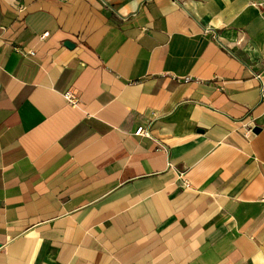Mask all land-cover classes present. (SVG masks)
Segmentation results:
<instances>
[{
  "label": "crops",
  "instance_id": "obj_1",
  "mask_svg": "<svg viewBox=\"0 0 264 264\" xmlns=\"http://www.w3.org/2000/svg\"><path fill=\"white\" fill-rule=\"evenodd\" d=\"M263 89L264 0H0V264H264Z\"/></svg>",
  "mask_w": 264,
  "mask_h": 264
},
{
  "label": "built area",
  "instance_id": "obj_2",
  "mask_svg": "<svg viewBox=\"0 0 264 264\" xmlns=\"http://www.w3.org/2000/svg\"><path fill=\"white\" fill-rule=\"evenodd\" d=\"M23 10L24 8H21V11ZM47 36H48V33H45L44 35L41 36V39L46 38ZM263 93H264V89H263ZM63 98L69 106L76 107L79 104V96L74 92L69 91L65 93L63 95ZM251 130H252V127L249 128V132H251ZM135 136L151 138V132L148 128L139 127L137 131L135 132ZM160 148L163 149V146H160ZM179 178L181 179L182 187L184 189H189L190 185L186 180L183 179L182 174L179 175Z\"/></svg>",
  "mask_w": 264,
  "mask_h": 264
},
{
  "label": "water",
  "instance_id": "obj_3",
  "mask_svg": "<svg viewBox=\"0 0 264 264\" xmlns=\"http://www.w3.org/2000/svg\"><path fill=\"white\" fill-rule=\"evenodd\" d=\"M65 46H66V47H70L71 44H70V43H65ZM253 133H254V134H258V133H259V129H258V128L253 129Z\"/></svg>",
  "mask_w": 264,
  "mask_h": 264
}]
</instances>
